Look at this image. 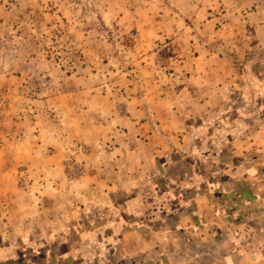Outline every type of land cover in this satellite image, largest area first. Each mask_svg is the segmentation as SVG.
Segmentation results:
<instances>
[{
	"label": "rangeland",
	"instance_id": "374dc122",
	"mask_svg": "<svg viewBox=\"0 0 264 264\" xmlns=\"http://www.w3.org/2000/svg\"><path fill=\"white\" fill-rule=\"evenodd\" d=\"M239 182L264 187V0H0V264H160L163 189Z\"/></svg>",
	"mask_w": 264,
	"mask_h": 264
},
{
	"label": "crops",
	"instance_id": "0c3cea01",
	"mask_svg": "<svg viewBox=\"0 0 264 264\" xmlns=\"http://www.w3.org/2000/svg\"><path fill=\"white\" fill-rule=\"evenodd\" d=\"M151 136L155 137L154 133ZM250 138L249 141L242 136L230 139L231 154L237 158L252 155L251 161L257 165L250 166L259 168L262 153L256 150L261 151V148L253 145ZM230 161L227 160L226 166L232 165ZM232 170L236 184L246 178L241 167L235 166ZM213 188L225 191L226 198L220 195L221 200L209 199L205 194L207 187H194V183H177L163 189H173L177 196L173 198L175 200H167L164 192L156 203L158 208L169 210L162 213L156 232L157 244L162 246L157 249L160 264H264V187L247 186L250 197L246 201L240 200L243 185ZM215 207H221V214L217 217ZM225 211L234 214L236 220L228 221ZM215 226L219 227L221 234L216 235ZM168 238H176L178 244L165 247Z\"/></svg>",
	"mask_w": 264,
	"mask_h": 264
},
{
	"label": "trees",
	"instance_id": "16d2710c",
	"mask_svg": "<svg viewBox=\"0 0 264 264\" xmlns=\"http://www.w3.org/2000/svg\"><path fill=\"white\" fill-rule=\"evenodd\" d=\"M243 185V188H242V190H241V197H240V200H242V201H246V200H248V198L247 197H250L249 196V191H248V189L246 188L247 187V184H245V183H240L239 184V186H242ZM238 186V187H239ZM230 187H231V185H230ZM223 192V191H222ZM223 194H225V191L223 192ZM254 196L253 195H251V198H253ZM250 198V199H251ZM225 216H226V219L228 220V221H235L236 220V218H234V214L232 215L231 213H229V211H225Z\"/></svg>",
	"mask_w": 264,
	"mask_h": 264
}]
</instances>
